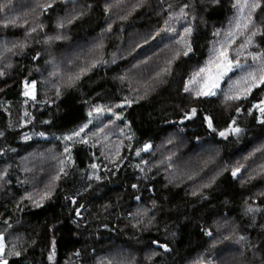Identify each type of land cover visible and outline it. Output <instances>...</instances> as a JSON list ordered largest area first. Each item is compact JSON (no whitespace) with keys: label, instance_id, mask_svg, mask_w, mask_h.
I'll return each mask as SVG.
<instances>
[{"label":"trees","instance_id":"1","mask_svg":"<svg viewBox=\"0 0 264 264\" xmlns=\"http://www.w3.org/2000/svg\"><path fill=\"white\" fill-rule=\"evenodd\" d=\"M184 2L187 0H163V4L161 0H147L142 7L132 10L137 0H123L120 7H113L106 14L105 4L115 3V0H78L77 10L84 8L86 15L64 30L68 39L45 45L42 42L44 33L33 34L23 55L9 54L7 59L0 61V68L8 73L0 78V131L5 132V136L0 137V150L5 153L0 155V172L8 168L7 178L0 181V231H5L7 225L4 220L8 219L12 224V228L8 229L11 232L9 240L19 235L29 242L24 257L20 261L12 258L10 264H49L47 256L53 240L56 241L53 264H96L98 258L119 250L134 256L139 264H148L145 257L155 248V245H151L153 239L167 242L172 248L170 253L154 258L153 264H194L202 257L212 260V264H221L224 257L231 264H241V261L244 264H262L264 196L260 193H264V177L251 181H247V177L256 164L264 161V154L257 153L246 162L244 157L255 148L264 146V129L256 124L255 112L253 116L247 113V108L264 98V91L255 89L248 101L244 102L245 110L237 120L246 132L238 141L235 138L224 140L202 125L203 116L208 114L214 118V126L222 130L230 118L236 116L234 109L225 111L215 98L211 103L193 102L182 93L181 77L186 76L198 61L202 62L208 53L210 41L214 39L212 32L225 28L233 15L231 0H220L218 4H212L211 0H195L198 10L195 21L196 54L191 59L182 57L176 62V70L167 83L157 86L147 99L123 110L130 129L124 128L123 121L118 120L105 129L108 140L103 139L105 133L98 134L101 142L97 147L75 145L73 158L76 163L74 168L69 169L71 175L60 181L56 193L44 202L43 207L35 208L27 200L21 202L25 192L42 189L48 176L54 172L55 162L41 159V154L47 156L51 150L50 154L58 156L63 152V144L55 137L84 123L88 119L86 113L90 104L111 105L122 101L125 96L135 99L137 94L130 90V86L132 89L141 88L142 83L149 79L167 54L166 49L163 52L161 49L168 41L165 39L161 42L159 36L153 39L158 29L137 36L132 35V30L151 17H158L163 27L167 18V12L163 9L172 4L174 10H178ZM36 3L37 0H12L11 8L0 13V20L6 16H20L31 25L43 22L45 33L54 35L58 17L64 16L73 7L70 3L65 5L63 0H55L48 14H40L42 10L39 8L36 12L31 11ZM89 4L90 9L87 7ZM129 12L131 15L127 20L119 19V16ZM256 20L264 23V11H257ZM109 23L112 24L111 32L105 31ZM26 27L9 26L7 29L17 31L0 33V44L25 39ZM100 38L104 42L103 58L109 61L107 65L92 70L76 88L65 90L50 106L41 108L31 102L28 105L23 103L25 98L21 95V81L24 77H29L31 73L29 78L38 81L40 99H44L45 95L56 99L51 85L43 83L51 71V65L46 61H64L67 67L68 59L80 51H89V47L84 45L87 41H99ZM256 40L260 46L255 50L264 49L261 43L264 37L257 36ZM37 53L39 58L33 60ZM113 56L116 63H111ZM146 59H149L148 64L141 63ZM9 60L13 67H17L13 73V67L4 68ZM123 74H127V79L121 82L117 77ZM191 106L200 109L199 116L181 125L179 120L183 110ZM25 111L32 114L34 119L31 124L21 128ZM108 119L105 115L94 120L86 132H96L97 128L108 123ZM44 120L50 123H42ZM122 128L128 135H134V139H125L120 134ZM41 131L45 132L47 139L33 135ZM23 132L32 135V139L23 141ZM169 139L173 143H167ZM121 142L124 147L120 154L125 159L117 171L105 156L114 152L115 145ZM144 143H150L152 149L141 152L137 157L135 150ZM217 151L219 155L215 156ZM172 153L175 155L169 167L166 157ZM209 155L215 156V160L204 166ZM141 160L147 161V165L142 164ZM237 161L249 165L247 171L242 170L241 179L231 176V166ZM92 162L101 165L97 172L102 177L99 182L89 181L83 175L92 171L89 167ZM224 164L229 165V170L217 177L209 188L201 189L200 194L193 196V190L206 183ZM136 165L145 171L141 173ZM105 166L111 171H105ZM25 167L32 171L25 172ZM190 171L196 173L192 180L183 175ZM241 180L246 182L242 184ZM88 184L92 187L85 190ZM132 184L138 187L133 189ZM65 197H75L78 204L73 205ZM136 197H140V200ZM153 200L156 202L155 209L152 208ZM245 201L261 211L254 216L245 215ZM17 204L23 210L18 209ZM81 204L84 205L81 209L82 219L77 226L73 223L76 219L74 209ZM105 204L109 205L107 211L103 208ZM144 208L150 209L148 215L155 219L146 230L141 231L143 225L133 226L136 224L134 217L138 209ZM225 217L231 225L218 232L216 222L223 223ZM232 226L235 227L236 236L230 241H223L222 233L227 234ZM202 229L211 230L213 237L205 236ZM239 235L245 236L246 241L237 243ZM213 239L222 241L215 249L210 247ZM32 241L35 243L32 244ZM225 247L230 251L217 257L216 253Z\"/></svg>","mask_w":264,"mask_h":264},{"label":"snow or ice","instance_id":"2","mask_svg":"<svg viewBox=\"0 0 264 264\" xmlns=\"http://www.w3.org/2000/svg\"><path fill=\"white\" fill-rule=\"evenodd\" d=\"M65 5L71 4L73 7L70 11L62 17H58L56 20L55 28L56 32L54 35H48L45 33V25L43 22L36 23L34 25L29 24L27 19H22L20 16H6L3 20H0V27L7 29L9 26H25V39L17 40L9 44L5 41L0 44V61H4L11 56H19L25 53L28 48V39L33 37V34L44 33L43 43L45 45H51L55 41H63L68 39L65 34V29L73 25L77 20L81 19L86 15L84 8L77 10L76 5L78 0H63ZM220 0H211L212 4H218ZM123 0H115V3L105 4V13L108 14L113 7H120ZM147 0H137V3L132 5V10L142 7ZM55 0H37L36 6L31 9L32 12H36L39 8L42 10L40 14H48L49 10L54 7ZM163 4V0H161ZM12 6V0H4L0 2V13L6 12ZM88 9L91 8L89 4ZM231 7L233 9V15L229 18L228 24L225 28L214 29L212 32L213 40L210 41V47L208 49L207 55L203 58L202 62L198 61L195 65L191 67V70L187 72L186 76L181 77L182 82V93L189 97L191 101L198 102H213V98L219 100L221 107L225 111H232L234 109L236 116H232L227 123L226 127L222 130L214 126V118L208 114H205L202 118V125L206 126L210 133L218 135L224 140L230 138H235L237 141L245 134L246 129L241 127L238 123L237 117H239L245 110L244 102H247L253 91L257 88L264 91V49L256 51L260 45L257 43L256 37H264V23H258L256 20L257 11H264V0H231ZM163 11L167 12V18L164 20V26L161 27L153 36L155 39L157 36L161 38V42L165 39L168 41L164 44V48L161 51L167 50L162 63H158L153 74L148 80H145L141 88L132 89L131 91L136 92L135 99H130L125 96L124 99L118 103L111 105L108 104H90L87 110L88 119L79 125L78 127L62 134L61 136L55 137L56 140L61 141L63 144V152L60 155L49 154L45 156L41 154V159H47L55 162L54 172L48 176L47 182L44 183L42 189H35L33 192H25V195L21 197V202L27 200L31 202L32 206L35 208L43 207L45 201L50 200L56 193L59 187L60 181L68 178L71 175L69 169L75 167V160L73 158V148L77 144L97 147L101 138L99 133H105V129L108 128L110 124H114L115 121H123L124 128L130 129V124L123 115V110L125 108H130L134 103H139L141 100L147 99L148 96L154 92L157 86L167 83L169 77L175 72L176 62L181 60V58L191 59L192 56L196 54V38L195 33L197 32V26L195 21L198 18V10L195 0H187L181 4L178 10H174V6L169 4ZM38 14V16L40 15ZM27 15V14H25ZM131 15L129 12L127 15L119 16L120 20H127L128 16ZM37 16V18H38ZM202 19V17H201ZM179 25V27H177ZM112 24L107 25L105 31L111 32ZM163 34V35H162ZM40 42V41H37ZM147 43V41H145ZM264 44V40L261 41ZM104 42L101 38L96 42L88 52L80 51L74 57L67 60V67H65V62H57L55 60L46 61L47 64L51 65V71L48 74V78L43 81L45 85H51L54 89V96L56 99H52L45 95L44 99L39 98V86L36 79H30L29 77H24L21 81L22 91L21 95L25 98L23 103L28 105L29 102L32 105H39L41 108L44 106H50L52 103H56L67 89L76 88L84 76L88 75L92 70L107 65L109 61L103 58ZM39 58V53L33 57V60ZM151 59V58H149ZM149 59L142 61L143 64H148ZM250 60V62H249ZM111 63H116V58L113 56ZM139 65H134L133 67H138ZM13 67L11 61L4 64V68ZM39 71V69H36ZM8 73L0 68V78H3ZM121 82L127 79V74H123L117 77ZM2 91V90H0ZM87 103V102H86ZM115 109H120L121 111H116ZM255 112V122L264 129V99H261L252 104L250 108H247V113L249 116H253ZM200 114V109L196 106H191L183 110V115L181 116L179 123L184 124L185 121H191L197 118ZM107 115L109 117L108 123L104 127L97 128L96 132L89 134L86 129L89 125L93 123L94 120H99L101 117ZM24 119L20 122V127L23 128L27 124L33 122L34 116L29 112L25 111ZM31 117V118H29ZM114 118V119H113ZM44 124H49L50 121H42ZM12 127V125H10ZM182 131V129H181ZM120 134L124 136L125 139L131 141L134 139V135H128L122 128ZM40 138L47 139L45 132L34 133ZM5 132L0 131V137H4ZM95 138V139H93ZM21 139L23 141H29L32 139V135L27 132L21 133ZM104 140H108V135L105 133L103 136ZM199 140V137H197ZM167 143H173L172 139H169ZM124 147L123 142L115 145V151L110 152L105 156V159L116 168L118 171L120 164L125 159L120 153L121 149ZM131 148V144L128 145ZM152 149L150 143H144L142 147L136 148L135 155L139 157L141 152H148ZM14 151V149L12 150ZM257 153L264 154V146L255 148L247 156L244 157V161L252 160ZM4 151L0 150V155H4ZM104 155V152H101ZM175 153L167 156L169 167L172 166V160ZM219 152L215 153L218 156ZM215 156L209 155L208 159L204 161V166L215 160ZM245 162L237 161L235 165L231 166V176L233 179H241L242 170L247 171L249 165ZM142 164L147 165V161L141 160ZM92 169L90 173H84L89 181L95 180L97 182L102 180V177L97 174L101 165L95 162L89 164ZM141 173L145 171L140 165L135 166ZM43 170V169H41ZM229 170V165L224 164L223 167L216 172L206 183H203L199 188L194 189L192 192L193 196L200 194L201 189L209 188L215 183L217 177L222 175L224 172ZM25 172H30L32 169L25 167ZM105 171H111V169L105 166ZM151 171V169H149ZM183 175L187 179L192 180L196 175L195 172H185ZM8 176V168L6 167L2 172H0V181H4ZM257 177H264V161L256 164L255 167L248 173L247 181L256 179ZM246 181L241 180V183ZM24 183V181H20ZM92 185L88 184L86 189L91 188ZM137 184H132V188L136 189ZM79 195V193H77ZM264 196V193H260ZM73 205L78 204L75 197H65ZM140 200V197H136ZM84 205H79L74 209L76 219L73 223L79 226V221L82 219L81 209ZM17 208L23 210L20 204H17ZM104 210L107 211L109 205L105 204L103 206ZM152 208H156V202L153 200ZM151 211L148 208L138 209L136 213V224L143 225L141 231L146 230L149 225L153 223L155 219L154 216H149L148 213ZM244 214L253 216L255 213L260 212L259 207H253L248 201H245ZM138 217V218H137ZM146 218V219H145ZM4 224L7 225L5 231H0V264H10L12 258H16L20 261L25 253L27 252L26 245L28 241L23 240L19 235L13 237L9 240L11 232L8 229L12 228V224L8 219L4 220ZM231 222L225 217L223 223L216 222L217 231L222 229H228ZM107 228V225H104ZM203 230V229H202ZM204 235L212 238L213 232L211 230H203ZM174 236L175 233H172ZM223 241H230L236 236L235 227L232 226V230L223 234ZM246 237L239 235L236 239L237 243L246 241ZM32 244L35 241L31 242ZM222 243L220 239H213L210 247L215 249L217 245ZM151 245H155L149 254L145 257L148 264H153L154 258L170 253L172 248L167 242H161L159 240L153 239ZM162 250V251H161ZM230 250L225 247L223 250L216 253L217 257L223 256L224 252H229ZM77 256L80 255L79 252L76 253ZM56 256V241L53 240L51 244V250L48 252L47 259L49 264H53ZM96 264H139V261L131 254H125L122 250L115 251L105 257H100L97 259ZM194 264H212V260L206 257L197 259ZM221 264H231L227 257L221 260ZM241 264H244L241 261ZM264 264V260H262Z\"/></svg>","mask_w":264,"mask_h":264},{"label":"rangeland","instance_id":"3","mask_svg":"<svg viewBox=\"0 0 264 264\" xmlns=\"http://www.w3.org/2000/svg\"><path fill=\"white\" fill-rule=\"evenodd\" d=\"M162 27V21L158 18V17H151L145 21H143L141 24H139L136 28H134V30H132V35H142V34H146L151 30L154 29H160ZM17 30L10 28V29H4V28H0V33H16ZM100 37V35L98 36V38ZM101 39V38H100ZM99 39V40H100ZM2 41H0L1 43ZM98 42L97 40L94 41V39L87 41L84 45L89 47V49H91V47ZM17 70V67L14 66L12 69V73L14 71ZM23 97V96H22ZM24 98V97H23ZM264 99V98H263Z\"/></svg>","mask_w":264,"mask_h":264}]
</instances>
